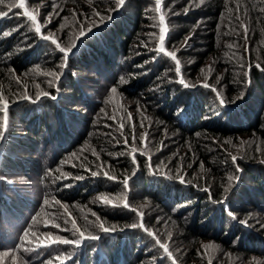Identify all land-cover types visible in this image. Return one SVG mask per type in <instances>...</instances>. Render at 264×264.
<instances>
[{
  "label": "trees",
  "instance_id": "trees-1",
  "mask_svg": "<svg viewBox=\"0 0 264 264\" xmlns=\"http://www.w3.org/2000/svg\"><path fill=\"white\" fill-rule=\"evenodd\" d=\"M26 7L41 33L22 9L0 17V94L10 104L0 138V264H264V0H163L166 51L177 52L188 88L176 61L157 58L154 0H127L119 12L116 0ZM48 34L76 44L65 68L41 38ZM46 73L60 75L58 85ZM25 91L30 99H20ZM40 91L51 95L33 103ZM92 212L115 230L86 224L96 222ZM66 217L87 229L83 238L64 230ZM25 230L31 251L17 247ZM49 234L82 241L52 244Z\"/></svg>",
  "mask_w": 264,
  "mask_h": 264
},
{
  "label": "snow or ice",
  "instance_id": "snow-or-ice-1",
  "mask_svg": "<svg viewBox=\"0 0 264 264\" xmlns=\"http://www.w3.org/2000/svg\"><path fill=\"white\" fill-rule=\"evenodd\" d=\"M5 2V0H0V4H3ZM127 0H116V4H117V8L114 10H119L120 7L124 6L126 4ZM155 2V7L157 12H161L162 10V4H163V0H154ZM15 9H22V15L24 17H27L29 21H31L32 24L35 25V31L36 33H41L42 32V28L45 27V25H41L39 23H37V16L29 11V9L26 7V0H15V2H12L8 5V13L13 12V10ZM8 13H5L3 11H0V17H4L6 16ZM98 14V13H97ZM111 17H109L110 19ZM167 16L164 14L160 15L159 18V46L156 49L157 51V58L159 57L160 54H163L166 57H170L172 60L176 61L175 63V72L176 75L178 77H181L179 79V83L181 85H183L184 87L188 88L189 85L185 82V79L183 78V68L182 65L180 63V61L177 59V52L175 51H166V44L168 42V29L165 27L166 21H167ZM101 22H103V17L101 16ZM245 33H247V28L245 27ZM86 33H84L83 31H81L80 35L81 37H83ZM152 35H155L154 33ZM44 41H49L51 40V43L53 45L56 46V48L59 49V52L63 54V58H64V63H62L60 65V68H65L67 66V59L72 51V49L76 46V44L73 45L72 48H65L63 46H61V44L58 42V37L55 36V34H48V35H42L41 37ZM189 39H191V37H189ZM78 42V41H77ZM145 46H147L145 44ZM187 46V45H186ZM256 67H259V65H256ZM252 69V65L249 66V72ZM264 70V69H262ZM45 75H49L52 77V79L48 80V84L51 86L53 84V79L56 80L57 85L60 79V75H57L56 73H46ZM123 83V81H122ZM205 88L209 87V85L207 83H205L203 85ZM37 87H39V85H37ZM112 93H116L117 89L115 87H113L111 89ZM213 91H217L216 89H213ZM51 94L47 91H40L37 93V96L35 98V100H33L32 102H38L42 97H48ZM53 99L55 98L54 96L52 97ZM20 99H30L27 91H25V93L20 97ZM221 103L224 104V101L221 100ZM9 107L10 104L9 102L4 98V96L2 94H0V113L3 114V121L2 124H0V138H3L4 135L6 134L8 125H9ZM103 111V110H102ZM113 119H115V117H113ZM119 127L121 129L120 135L123 136V129L126 127V125L124 124L123 120L118 121ZM111 127V126H110ZM133 132H134V127H133ZM199 135V134H197ZM125 139V144L127 146V137L124 136ZM133 139V143H135L136 137L135 135H133L132 137ZM146 139V137H145ZM136 148L132 147L131 152L133 153V162L135 163V153H136ZM142 155V153H140ZM238 157L237 156H232V160L235 163L237 161ZM261 164H264V159H262L260 161ZM237 170L239 171V169L237 168ZM93 176H96L97 173L96 172H92ZM105 175L108 176L109 179H115V177L109 175L107 172L105 173ZM82 178V177H81ZM55 179H60V177H56ZM129 179L130 178H126L123 183L125 188L129 187ZM237 181L239 180V177L236 178ZM181 182L183 183L184 181L181 180ZM204 191H209V189L205 188L203 189ZM227 191V190H226ZM226 201V199H225ZM96 201H93V203H95ZM103 202L105 205L107 204H111V200L107 197L103 198ZM47 203V201H46ZM57 204H60V201H56ZM63 207V205H61ZM125 208H129L130 206L128 204L124 205ZM132 211H135V209H131ZM138 216L140 215V213H136ZM92 216L96 217V222H91V221H87V217H85L86 220V224L90 223L93 227H98L100 229L101 232L104 233H108L110 231H114L115 228L114 226L112 228H109L107 226H105V224L103 222H100V217L97 216V214L95 212L91 213ZM230 216L233 219H238L234 214L230 213ZM35 219V217L33 218ZM239 223L241 224H246V221L244 220H240ZM71 224V229H67L65 227L64 230L67 231H71L73 236H77V234L79 235V237L83 238L85 235V231L87 229H85V231H82L78 226H77V221L75 219H70V218H65L64 219V225H68ZM47 226V225H46ZM54 227L56 228H60L61 226L59 224H53ZM141 227H143V224L140 225ZM131 228H136L137 224L133 223L130 225ZM264 227V226H262ZM151 231H149V235H151ZM28 236H29V232L27 230H25L23 236L21 237V245H18V248H23L24 251H31L33 249H30L28 247H25V244L31 243V241H28ZM97 235H93V234H89L88 239H96ZM48 240H50L52 242V244H62V245H79L81 243V239H69V238H65L59 235H53V234H49L47 237ZM157 244H159V246L161 248L164 249L165 253H168L169 255H171V252L169 251V248L167 246H165L163 243H161L159 240H157ZM49 247H51V245H48ZM3 254L0 253V257H2Z\"/></svg>",
  "mask_w": 264,
  "mask_h": 264
},
{
  "label": "rangeland",
  "instance_id": "rangeland-1",
  "mask_svg": "<svg viewBox=\"0 0 264 264\" xmlns=\"http://www.w3.org/2000/svg\"><path fill=\"white\" fill-rule=\"evenodd\" d=\"M121 8H122V7H120V9L118 10V12L121 10ZM156 13L158 14V17L160 18V15L162 14V10H161V12H157V10H156ZM106 22H107V21H106ZM102 26H103V25H102ZM165 27H166V26H165ZM80 38H81V36H80ZM158 46H159V41L157 42V48H158ZM73 51H74V49H73ZM73 51H72V52H73ZM70 54H71V53H70ZM86 74H87V72H84V71H83V72L80 73V76H82V77H86ZM108 95H109V94H108ZM108 95H107V96H108ZM111 95H112V94H110V95L107 97L108 99H107V103H106V104H109V103H110V102H109V99H110V96H111ZM81 151H82V150H78V153H77V152H76V153H77V154H79V153L81 154ZM77 154L75 155V158L79 156V155H77ZM40 186H41V185H40ZM91 201H92V203H93V201H96L95 203H98V204H100V205H102V203H103V199H100V198H98V197H96V196L93 197ZM48 203H49V205H51V204H52L51 200H49ZM124 204H125V203H124ZM259 222H260V221H257L256 223H259ZM222 257H223L224 259H228V254H223ZM228 261H229V264H230V263H232V264H241V263L249 264V262H239V261H237V260L235 261V260H233V258H231V259L228 260Z\"/></svg>",
  "mask_w": 264,
  "mask_h": 264
}]
</instances>
